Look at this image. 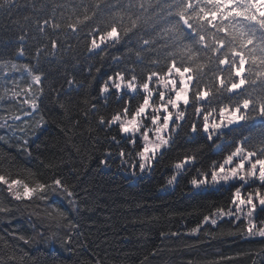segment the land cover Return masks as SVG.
Segmentation results:
<instances>
[{
	"label": "trees",
	"instance_id": "obj_1",
	"mask_svg": "<svg viewBox=\"0 0 264 264\" xmlns=\"http://www.w3.org/2000/svg\"><path fill=\"white\" fill-rule=\"evenodd\" d=\"M59 2L71 4L72 0ZM33 22V0H14L0 8V55L5 60L18 65L34 63L31 55L15 54L19 47L16 37L22 28L31 30ZM29 43L36 41L30 39ZM70 43L76 46L77 41L73 37ZM129 47H135V43L125 39L87 60L81 57L67 66L57 59L42 61L41 69L46 74L42 83L44 93L39 98L38 111L28 116L24 113L31 109L23 104V99L30 77L22 69H13L11 63L6 68L0 67V174H10V179H21L30 185L36 180L50 182L58 175L74 189L79 204L78 210H73L61 196H52L47 201L39 197L15 201L6 186L0 184V203L8 209L0 212V264H253L254 261L260 264L264 259L260 255L264 238L242 235L243 224L237 226L225 218L216 226L209 223L191 234V229L214 205L228 203L232 189L240 182L193 189L189 180L196 168L222 160L230 150V142L241 138L242 133L255 136L264 131V120L257 118L242 127L225 129L223 139L216 141L224 145L223 151H217L202 133L186 135L190 125H184L173 134L174 144L164 150L155 167L145 173L137 168L138 175L134 177V153L127 155L123 164L118 156L121 147L131 153L127 140L120 139L115 127L109 130L98 124L99 115L110 117L125 99L130 100L132 110L142 100L140 92L129 95L125 91L119 100L114 91L106 94V98L99 95L100 84L124 66L123 60L117 64L113 57L127 56ZM31 52L34 54V48ZM144 66L149 70L156 68L147 61ZM159 70L166 71V66H160ZM65 71L81 81L82 86H68ZM49 82L54 83L56 90L49 89ZM13 91L19 94L15 98ZM57 98L65 108H60ZM86 100L90 103L86 104ZM91 103L96 104L95 111ZM193 111L189 107L188 112ZM42 115L45 123L38 128L36 124ZM16 116L20 119L15 120ZM114 134L119 145L110 139ZM199 146L202 149L196 152L195 166H187V171L167 185L173 174L172 165L193 154L191 150ZM105 149H110L112 155L105 156ZM100 159H107L108 166L100 165ZM50 163L56 168L49 167ZM247 190L246 186L244 191ZM54 208L78 221L67 246L62 240L68 230L63 227L57 230L49 218L55 214ZM258 217L264 218V213H258ZM53 231L57 236L55 242L49 239ZM172 232L180 235L172 236ZM161 233L165 235L162 237ZM19 237L35 238L38 242L25 244ZM13 254L16 259L10 260Z\"/></svg>",
	"mask_w": 264,
	"mask_h": 264
},
{
	"label": "snow or ice",
	"instance_id": "obj_2",
	"mask_svg": "<svg viewBox=\"0 0 264 264\" xmlns=\"http://www.w3.org/2000/svg\"><path fill=\"white\" fill-rule=\"evenodd\" d=\"M13 2L0 0V8ZM33 16L32 29L22 28L16 37L19 47L15 54L31 55L34 63L18 65L0 55V67L6 68L11 63L13 69H22L31 78L23 99L31 112H25V116L38 111V101L44 93L42 83L46 74L41 69L42 61L57 59L67 66L81 57L87 60L125 39L135 43V47L127 49V56L113 57L117 64L123 60L124 66L100 84L99 95L106 98V94L114 91L119 100L125 91L129 95L140 92L142 100L132 110L130 100L125 99L123 106L110 117L98 116L100 126H107L109 130L115 127L120 139H126L131 146V153L121 147L118 156L123 164L127 162L126 156L134 153L132 175H136L137 168L140 173L150 172L164 150L174 144L173 134L184 125H190L186 135L202 133L217 151H223L224 145L216 141L223 139L225 129L242 127L257 118L264 120V0H72L71 4L33 0ZM73 37L76 46L70 43ZM30 39L36 43L30 44ZM152 54L155 58H151ZM145 61L156 68L147 69ZM162 65L166 71L159 70ZM65 76L68 86H82L74 75L65 71ZM48 86L56 90L54 83L49 82ZM18 95L12 92L13 98ZM57 103L65 108L59 98ZM189 107L194 110L192 113L188 112ZM91 108L95 111L96 104L91 103ZM44 123L42 115L36 127H43ZM110 139L119 145L117 135ZM201 149L199 146L191 150L193 154L172 165L173 174L167 179V185H172L178 174L187 171V166H195L196 152ZM110 155L111 150L105 149V156ZM99 163L108 166L109 162L100 159ZM49 167L55 169L56 165L50 163ZM9 175L0 174V184L6 186L15 201L34 197L47 201L52 196H61L73 210L79 208L74 189L58 175L50 182L36 180L31 185L21 179H10ZM233 181L240 183L232 189L228 203L214 205L191 229V234L206 224L216 226L228 218L237 226L243 224L242 235L264 238V218L258 217V213H264V131L255 136L242 133L241 138L232 140L222 160L196 168L189 184L193 189H207ZM7 210L0 203V212ZM54 212L49 218L57 230L61 227L68 230L62 240L67 246L78 221L58 208ZM19 239L25 244L38 242L35 238ZM49 239L55 242V231ZM260 255L264 257V249ZM9 259H16L15 254ZM260 264H264V259Z\"/></svg>",
	"mask_w": 264,
	"mask_h": 264
},
{
	"label": "rangeland",
	"instance_id": "obj_3",
	"mask_svg": "<svg viewBox=\"0 0 264 264\" xmlns=\"http://www.w3.org/2000/svg\"><path fill=\"white\" fill-rule=\"evenodd\" d=\"M26 83H31V78L28 79V81ZM28 84L26 85V88H27ZM33 90L35 91V88L33 86ZM138 174L136 173V175H134V177H136Z\"/></svg>",
	"mask_w": 264,
	"mask_h": 264
}]
</instances>
